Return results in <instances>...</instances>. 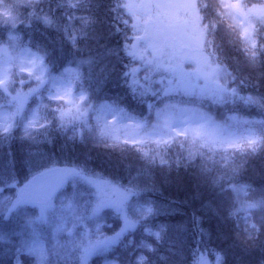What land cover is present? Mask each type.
I'll return each instance as SVG.
<instances>
[{"label":"trees","instance_id":"1","mask_svg":"<svg viewBox=\"0 0 264 264\" xmlns=\"http://www.w3.org/2000/svg\"><path fill=\"white\" fill-rule=\"evenodd\" d=\"M125 3L40 0L30 8L22 7L12 24L3 25L0 20V48L8 34L15 32L21 44L45 56L50 74L59 73L67 65L78 66L82 72L78 83L89 100L80 106L52 101L43 81L12 72L10 82L0 89V107L8 108L14 116L12 127L0 132V199L15 196L17 186H24L42 169L75 171L78 184L70 179L64 189H89L78 205L81 221L93 224L98 216L106 215L113 223V228L107 229L112 240L102 247L89 237L80 244L81 240L71 243L69 236H63L61 252L53 254V264H81L89 253L93 255L89 264H100L106 256L117 257L120 264H196L202 259L212 264H260L264 260V219L256 222V236H262L247 243L241 242L243 233L237 230L233 217L238 208L236 199L244 191L256 206V214H264V129L260 141L240 148L184 140L166 147L136 149L107 143L99 137L94 141L91 136L95 131L91 114L99 101H118L131 109L142 104L143 111L146 101L156 99L167 86L166 76L146 72L139 59L134 60L136 39ZM201 7L212 23L215 17L209 0H202ZM211 32L219 42L213 44L212 51L223 54L222 62L235 80L232 84L244 85L246 96L252 99L249 113L255 118L248 122L264 124V48L257 47L255 37L251 48L245 50L232 41L227 30L219 28L217 32L213 28ZM254 32L264 45V19L256 22ZM37 105L45 123L25 136L21 133L22 121ZM222 106L213 103L211 108ZM53 107L59 109L62 119H57ZM48 120L51 124L46 123ZM155 150L163 155L156 160L151 154ZM90 178L123 191L135 218L128 221L133 231L122 228L119 212L104 208L99 212L93 187L87 181ZM142 202L152 206V212L144 217L135 213ZM17 209L0 211V264H16L15 250L27 236V211L35 209L29 228L48 235L44 230V208L23 204ZM147 227L159 230L161 238L147 235ZM80 229L86 230L85 226ZM144 241L152 248L146 250ZM142 251L147 259L139 261ZM23 257L20 264H30V259Z\"/></svg>","mask_w":264,"mask_h":264},{"label":"rangeland","instance_id":"2","mask_svg":"<svg viewBox=\"0 0 264 264\" xmlns=\"http://www.w3.org/2000/svg\"><path fill=\"white\" fill-rule=\"evenodd\" d=\"M36 0H14L5 2L0 7L1 21L15 22L18 19L19 10L27 7ZM129 2L127 11L134 15L133 32L138 34L136 45L133 48L135 55H151V62L156 60L153 52L157 47L161 46L163 51L161 59H157L161 66L169 68L172 79L179 77L180 82H169V89L165 92L185 91L192 93L200 91L212 98H220L226 92L221 87L222 67L214 65L207 61L205 52H207L206 43L209 31L203 28L200 19L197 2L198 0H127ZM212 13L219 12L228 21L227 26L221 22L219 28L227 30L232 41L243 48L242 42L252 46L253 33L255 31L256 22H262L264 19V1L259 0H225L223 7L217 0H209ZM263 4V5H262ZM251 5V6H249ZM226 10V11H225ZM186 16V20L185 16ZM215 17V16H214ZM142 19V21H141ZM218 21L212 20V24ZM232 24V25H231ZM213 29V28H212ZM211 29V30H212ZM219 29L217 30V32ZM243 33L244 39H241ZM240 34V35H239ZM160 36V37H159ZM218 36V35H217ZM16 37L12 36L5 42V46L0 48V78H6L11 65H17L21 69L28 68L39 76L44 75L45 67L41 63V57L31 52L27 48L19 47L14 41ZM208 44V43H207ZM215 44H219L215 40ZM243 49H247L246 47ZM213 52V51H212ZM209 53V52H208ZM217 56L219 60L223 59V54H208ZM149 57V56H148ZM154 59V60H153ZM223 63V62H222ZM196 64L198 68L195 70L188 69V65ZM222 65V64H221ZM190 68V67H189ZM65 70V71H64ZM63 73L54 76L51 80L52 91L47 95L52 99L70 98V101H79L85 98V93L79 92L73 95L71 84L67 81L69 78L78 76L79 69L75 67H66ZM232 81H235L234 79ZM237 91L236 99L230 104L223 105L221 109H211L215 111L216 116L211 117L207 112H200L196 107L183 106L179 103L166 102L163 106L152 104L158 109L156 122L150 125L141 119H135L123 109L113 107L108 101L103 102L96 110L93 120L97 130L91 136L97 141L96 137L105 134H112V138L126 142H134L141 144L145 139L154 141L158 144L166 142L172 136L189 135L192 137H203L209 141L220 144L222 146H236L240 143L252 141H260V134L264 129V124L250 123V119L255 116L249 113V105L253 104L252 99L246 96L243 86L234 83ZM181 88H178V87ZM254 99V98H253ZM224 104V103H223ZM2 106V105H1ZM151 107V106H150ZM252 108V107H251ZM38 110L35 108L29 112L23 119L21 133L29 130L26 127L31 124L32 127L39 123ZM261 119L263 116L260 115ZM264 121V120H263ZM11 122V112L4 106L0 107V129H8ZM32 130V129H31ZM98 131V132H97ZM153 159L162 157L160 150L151 152ZM64 168H45L39 171L35 177L29 179L24 186H17L16 195L12 194L3 196L0 199V207H18L25 203L29 205L42 204L44 208H48V204L58 205V220L51 218V230L53 237L57 240L61 233L67 231L71 235V242L74 243L78 236L76 228L81 222L71 219L77 211V203L67 200L70 197H56L58 187L74 174L73 170ZM69 175V176H68ZM93 189L100 198L101 207L112 205L113 210H121L122 198L126 195L117 187H111L103 181L90 179ZM86 193V192H85ZM56 197L55 201H53ZM140 206L137 210L141 213H148L151 207L148 204L138 203ZM238 206L233 222L236 224L237 230L243 233L241 242L249 243L252 238L257 235L259 226L256 222L264 219L256 214L255 205L249 201V193L244 191L243 195H238L236 199ZM98 205V206H99ZM125 213V206H122ZM56 213V214H57ZM57 221V222H56ZM104 223V219L100 220L96 229L100 228ZM133 226V225H132ZM131 224L126 223V227L132 228ZM154 234L159 238L158 230L147 229V233ZM245 233V235H244ZM254 234V235H253ZM102 244V243H100ZM89 248V246H87ZM86 248V249H87ZM28 254L34 256L36 264H44L47 245L42 238H36L31 244L24 247ZM88 257V255H86ZM17 259L18 256L16 257ZM143 258L142 254L138 255V259ZM18 262V261H17ZM104 264H116L113 260H107ZM196 264H212L202 259ZM214 264H218L215 261ZM264 264V260L260 263Z\"/></svg>","mask_w":264,"mask_h":264},{"label":"clouds","instance_id":"3","mask_svg":"<svg viewBox=\"0 0 264 264\" xmlns=\"http://www.w3.org/2000/svg\"><path fill=\"white\" fill-rule=\"evenodd\" d=\"M217 2L221 5V7H223L225 0H217ZM232 2L235 3L236 0H232ZM249 6H251V5H249ZM214 16H215L216 20L218 21V23L212 24L208 21L207 18H205V21L203 22L204 26L206 28H209V33H208L209 39H213V34L211 32L212 28H216L218 30L219 27L221 26V22L224 24V26H227V24H228V21L225 19L224 16H221L219 12L214 11ZM257 27L259 28V24L257 25ZM253 35H254L255 39L257 40V47L258 48H264V45L260 44V37L258 35H256V33H253ZM241 39H244L243 33H241ZM257 54H259V53H257ZM20 71L23 72L25 75L35 76V73L33 71H30L28 68L20 69ZM6 79L11 80L12 78L11 77L0 78V88H2L4 86ZM37 79H39V77H37ZM25 82L26 81H20L21 84H23ZM50 99H52V98L50 97ZM52 111L57 113V119H62V117H60V115H59V109L53 107ZM51 122H52L51 120H48L46 123L51 124ZM26 127H32V125L29 124ZM8 130L9 129H7V128L5 129V131H8ZM25 136H27V131H25ZM180 139L185 140L186 142L189 140L188 137H180Z\"/></svg>","mask_w":264,"mask_h":264},{"label":"bare ground","instance_id":"4","mask_svg":"<svg viewBox=\"0 0 264 264\" xmlns=\"http://www.w3.org/2000/svg\"><path fill=\"white\" fill-rule=\"evenodd\" d=\"M260 2H262V1H264V0H259ZM263 5V4H262ZM262 70H264V69H262ZM262 74H264V71H263V73ZM261 85H263L262 83H261ZM1 132V131H0ZM192 248H195V249H197L198 248V245H193V246H191ZM200 248V247H199Z\"/></svg>","mask_w":264,"mask_h":264}]
</instances>
